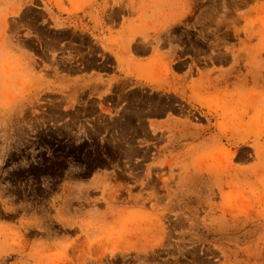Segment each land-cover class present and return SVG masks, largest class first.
<instances>
[{
  "label": "rangeland",
  "instance_id": "obj_1",
  "mask_svg": "<svg viewBox=\"0 0 264 264\" xmlns=\"http://www.w3.org/2000/svg\"><path fill=\"white\" fill-rule=\"evenodd\" d=\"M0 264H264V0H0Z\"/></svg>",
  "mask_w": 264,
  "mask_h": 264
}]
</instances>
